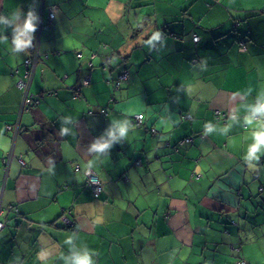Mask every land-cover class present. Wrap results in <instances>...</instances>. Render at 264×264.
I'll use <instances>...</instances> for the list:
<instances>
[{
	"label": "crops",
	"instance_id": "obj_1",
	"mask_svg": "<svg viewBox=\"0 0 264 264\" xmlns=\"http://www.w3.org/2000/svg\"><path fill=\"white\" fill-rule=\"evenodd\" d=\"M261 105L264 0H0V264H264Z\"/></svg>",
	"mask_w": 264,
	"mask_h": 264
},
{
	"label": "built area",
	"instance_id": "obj_2",
	"mask_svg": "<svg viewBox=\"0 0 264 264\" xmlns=\"http://www.w3.org/2000/svg\"><path fill=\"white\" fill-rule=\"evenodd\" d=\"M47 20L48 22H52L54 20V14L53 12H50L48 14V17H47ZM193 41L196 42L198 40V37L197 36H193L192 37ZM34 60H37L34 58ZM33 60V61H34ZM32 60L31 59H28L25 61V66H26V72L24 73V75L20 78L17 79V81L15 82V86L19 89V90H22L23 92V100H22V105H21V110L23 109H29L35 105H37V103L39 102L38 98L36 97H33L29 92H28V86H29V83H30V80H31V77H32V73H33V68H32ZM91 65V63L89 64ZM127 79V74L125 72H122L121 75L119 76V81H122V80H126ZM84 83H88V80H85ZM119 85V82H116L115 83V87H118ZM101 112L104 114L106 112V110H101ZM215 115L217 118H226V117H231L233 116L232 114L230 113H226V112H219V111H216L215 112ZM142 115L141 114H137L135 115L134 117V123L136 125H141L142 123ZM185 119H188L190 118L189 115L187 116H184ZM255 119H258V116L255 114L254 116ZM9 130H11L10 127H8ZM152 133L154 134L155 133V130H152ZM191 142V138L190 137H187L181 141H178L177 144L174 146V149L175 151L178 150V148L180 146H182L183 144L185 143H189ZM12 156V154H10ZM10 156H8L9 158ZM19 162L22 164V159L19 157L18 158ZM83 182L85 184V187H87L91 194L94 196V197H98L102 191H103V186H102V183L101 181L99 180V178L97 177V175L95 173H93L91 170H86L84 172V177H83ZM12 208H8V210H11ZM59 220L62 222L63 225L67 226L68 228L70 227H73L74 225V221L71 220L70 218V211L69 210H65L59 217ZM4 226V222L3 221H0V229L3 228ZM237 264H245V262L243 261H238Z\"/></svg>",
	"mask_w": 264,
	"mask_h": 264
},
{
	"label": "clouds",
	"instance_id": "obj_3",
	"mask_svg": "<svg viewBox=\"0 0 264 264\" xmlns=\"http://www.w3.org/2000/svg\"><path fill=\"white\" fill-rule=\"evenodd\" d=\"M32 20H33V17L31 16V13H30L29 18L25 21L23 31H21L20 34L17 35V37L15 38V43L17 45V48H23V47H26L28 45L29 42L22 40L20 37L35 30V25L32 23ZM256 111L264 112V105H261L259 108L256 109ZM248 123L252 127L264 128V121L253 124V122L251 120H248ZM124 133H125V129L122 128L121 129V135H123ZM256 139H257L258 143L264 144V131L260 132L257 135ZM105 146L106 145H100V146H96V147H98L99 150H103V148ZM75 264H89V258L87 256L77 257Z\"/></svg>",
	"mask_w": 264,
	"mask_h": 264
},
{
	"label": "trees",
	"instance_id": "obj_4",
	"mask_svg": "<svg viewBox=\"0 0 264 264\" xmlns=\"http://www.w3.org/2000/svg\"><path fill=\"white\" fill-rule=\"evenodd\" d=\"M227 118V117H226ZM225 119V118H224ZM190 143V142H189ZM261 190H263L262 188H261ZM60 217V216H59ZM59 220V219H58ZM61 226L62 227H64V228H68L67 226H65V225H63L62 223H61Z\"/></svg>",
	"mask_w": 264,
	"mask_h": 264
}]
</instances>
